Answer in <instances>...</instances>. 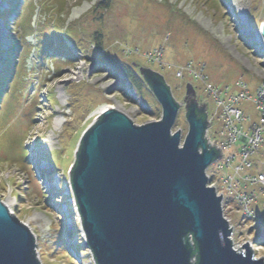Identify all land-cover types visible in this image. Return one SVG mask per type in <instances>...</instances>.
<instances>
[{
    "label": "rangeland",
    "instance_id": "1",
    "mask_svg": "<svg viewBox=\"0 0 264 264\" xmlns=\"http://www.w3.org/2000/svg\"><path fill=\"white\" fill-rule=\"evenodd\" d=\"M263 22L264 0H0V82L14 64L0 87V202L32 234L39 264H94L69 170L97 109L112 104L137 125L160 120L141 67L163 77L179 104L190 83L211 117L216 105L202 78L185 72L176 78L175 70L189 63L199 75L202 65L217 88L230 92L242 79L254 94L264 81ZM107 59L127 68L134 83ZM73 72L82 77L70 79ZM240 108L258 121L253 103ZM184 113L181 104L171 127L181 140L188 131ZM221 128L212 117L209 134ZM216 164L210 169L217 172ZM251 189L257 197L249 207L264 218V188ZM236 210L229 215L234 222ZM247 230L235 235L236 245L250 240L264 258V224Z\"/></svg>",
    "mask_w": 264,
    "mask_h": 264
},
{
    "label": "water",
    "instance_id": "2",
    "mask_svg": "<svg viewBox=\"0 0 264 264\" xmlns=\"http://www.w3.org/2000/svg\"><path fill=\"white\" fill-rule=\"evenodd\" d=\"M259 30L264 40V22ZM147 69L140 67L141 74ZM145 80L160 120L136 125L122 111L106 109L80 138L69 172L93 261L264 264L247 243L245 252L232 249L222 198L207 185L205 170L218 151L204 136L206 105L198 104L190 83L179 104L161 79ZM181 104L188 127L183 140L179 130L171 132ZM0 264H39L32 234L1 202Z\"/></svg>",
    "mask_w": 264,
    "mask_h": 264
},
{
    "label": "built area",
    "instance_id": "3",
    "mask_svg": "<svg viewBox=\"0 0 264 264\" xmlns=\"http://www.w3.org/2000/svg\"><path fill=\"white\" fill-rule=\"evenodd\" d=\"M184 67L179 68L178 72L175 70L176 78H184L186 74L196 79L202 78L204 90L216 105L210 117L207 112L208 105L197 99L199 105L200 103L206 105L205 116L208 126L204 133L206 141L210 147L218 151L217 158L205 170L206 178H208L207 185L214 188L216 194L222 198L220 206L222 216L228 222V228H231L228 238L231 240L232 249L237 252L243 251L244 246L241 245L244 243L236 245L235 235H246L248 227L264 224V218L257 216L249 207L257 197L251 188L256 186L264 188V161L255 157L257 155L264 157V81L254 89V94H251L247 84L242 79H237L234 82V90L229 92L228 88L219 89L207 82L202 65H200L201 74L199 75L193 70V65L188 63L187 67ZM242 102L253 103L254 108L260 113L258 121L252 120L250 115L245 116L244 110L240 108ZM212 117L217 118L222 128L219 133L214 131L211 136L209 131L212 128ZM244 120L246 125L243 123ZM238 142H240L238 152L231 154V148ZM216 162L217 172L210 169V166ZM224 169L231 171L222 176H215ZM231 197L237 208L236 213L239 214L237 222L229 217L235 208L230 204ZM261 206L264 208V201ZM245 243L247 248L252 250L253 257L258 258L255 255L257 251L255 244L250 240Z\"/></svg>",
    "mask_w": 264,
    "mask_h": 264
},
{
    "label": "trees",
    "instance_id": "4",
    "mask_svg": "<svg viewBox=\"0 0 264 264\" xmlns=\"http://www.w3.org/2000/svg\"><path fill=\"white\" fill-rule=\"evenodd\" d=\"M100 5V4H99ZM38 23V22H37ZM36 23V24H37ZM35 27H37V25L35 26ZM108 60V64L112 67V68H114V69H118V70H120L121 71V73H124L125 74V76H126V78L128 77L131 81H132V83H134V79L131 77V75H130V73H128L129 72V70H127V68H124L123 66H121V65H119L118 63H116L114 60H110V59H107ZM18 62V61H17ZM13 66H14V64H13ZM13 66H11L10 68H9V70L6 72V74L4 75V78L2 79V81L0 82V87L1 86H3V80H5L6 78H10V77H12V71L14 70V67ZM128 71V72H127ZM142 77L144 78V82L146 83V80H145V78L147 79V77H151L152 79H161V81L162 82H164L165 83V81L160 77V75L159 74H156V73H154V71H152V70H149V69H147V71L144 73V75H142ZM11 85V84H10ZM138 85V84H137ZM146 86H147V88H149V86H148V84L146 83ZM121 91H124V89H122V88H119ZM150 89V88H149ZM6 94L7 93H5L4 94V96L2 97V102H3V100H4V98H5V96H6ZM78 154H79V147L77 148V150H76V152H75V161H74V164H75V162H76V158H77V156H78ZM74 164H72L71 165V168H70V170H69V172L71 173L72 171H73V169H74V167H75V165ZM69 181H70V183H71V177H70V179H69ZM79 215V214H78ZM79 218H80V216H79ZM80 222H81V218H80ZM262 236V235H261ZM261 241H263L262 243H264V238L262 239H260ZM261 242H260V244H262ZM94 264H95V262H94Z\"/></svg>",
    "mask_w": 264,
    "mask_h": 264
},
{
    "label": "bare ground",
    "instance_id": "5",
    "mask_svg": "<svg viewBox=\"0 0 264 264\" xmlns=\"http://www.w3.org/2000/svg\"><path fill=\"white\" fill-rule=\"evenodd\" d=\"M11 66H13V64H10ZM14 67V66H13ZM12 74H13V71H12ZM72 75H74L73 77H71L70 79H80L81 77H82V74L80 73V72H73L72 73ZM67 80H69V78H66L65 80L64 79H61V80H59L60 82H66ZM108 108H114V106H112V104H107V105H105V106H102V107H100L99 109H97V111H96V113H97V115L98 114H100V113H102L103 111H105L106 109H108ZM55 123V122H54ZM58 182H59V178H56L55 180H54V182L53 183H50V185L51 186H55V185H57L58 184ZM71 184V183H70ZM11 201H13L12 199H11ZM86 241V240H85Z\"/></svg>",
    "mask_w": 264,
    "mask_h": 264
},
{
    "label": "clouds",
    "instance_id": "6",
    "mask_svg": "<svg viewBox=\"0 0 264 264\" xmlns=\"http://www.w3.org/2000/svg\"><path fill=\"white\" fill-rule=\"evenodd\" d=\"M194 88V87H193ZM195 90V89H194ZM173 97V96H172ZM135 124V123H134ZM137 125V124H136Z\"/></svg>",
    "mask_w": 264,
    "mask_h": 264
}]
</instances>
